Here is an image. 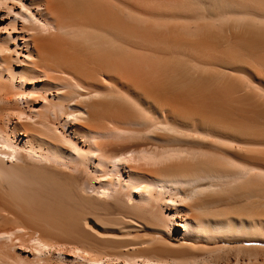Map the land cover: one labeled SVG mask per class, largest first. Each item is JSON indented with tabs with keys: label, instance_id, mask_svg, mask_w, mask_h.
Here are the masks:
<instances>
[{
	"label": "bare ground",
	"instance_id": "obj_1",
	"mask_svg": "<svg viewBox=\"0 0 264 264\" xmlns=\"http://www.w3.org/2000/svg\"><path fill=\"white\" fill-rule=\"evenodd\" d=\"M0 264H264V0H0Z\"/></svg>",
	"mask_w": 264,
	"mask_h": 264
}]
</instances>
